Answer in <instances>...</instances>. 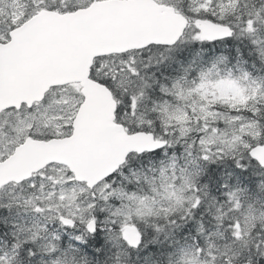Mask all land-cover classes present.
<instances>
[{
	"label": "snow or ice",
	"instance_id": "1",
	"mask_svg": "<svg viewBox=\"0 0 264 264\" xmlns=\"http://www.w3.org/2000/svg\"><path fill=\"white\" fill-rule=\"evenodd\" d=\"M0 264H264V0H0Z\"/></svg>",
	"mask_w": 264,
	"mask_h": 264
}]
</instances>
